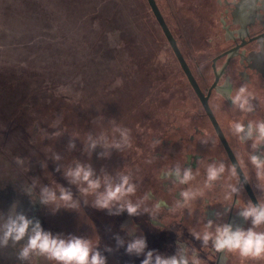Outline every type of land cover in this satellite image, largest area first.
I'll list each match as a JSON object with an SVG mask.
<instances>
[{
  "label": "rangeland",
  "instance_id": "374dc122",
  "mask_svg": "<svg viewBox=\"0 0 264 264\" xmlns=\"http://www.w3.org/2000/svg\"><path fill=\"white\" fill-rule=\"evenodd\" d=\"M231 1L156 0L206 85ZM184 76L147 0H0V264H58L21 256L37 223L54 239L89 242L91 260L106 238L91 213L109 189L122 186L115 200L136 192L171 105L182 126ZM18 216L29 229L5 243Z\"/></svg>",
  "mask_w": 264,
  "mask_h": 264
},
{
  "label": "flooded vegetation",
  "instance_id": "af4514ba",
  "mask_svg": "<svg viewBox=\"0 0 264 264\" xmlns=\"http://www.w3.org/2000/svg\"><path fill=\"white\" fill-rule=\"evenodd\" d=\"M225 4L234 12L223 28L225 34L213 41L221 49L210 62L213 82L206 85L207 76L201 72L197 76L185 58L205 95L215 84L213 61L217 59L219 79L208 103L220 133L184 74L182 126L174 122L175 105L169 109L163 131L152 137L151 163L144 170L139 165L142 181L136 192L127 195L126 191L110 201L109 207L91 213L106 237L95 254L106 258L107 264H170L173 260L176 264H264V256L245 257L239 251H217L214 246L217 230L225 227L233 233H264V223L254 225L253 217L243 215L256 207L229 155L264 208V137L260 132L264 125V0ZM241 88L245 93L234 103ZM238 125L243 131L237 130ZM210 171L217 173L215 179H209ZM129 206L136 212L130 214ZM118 233L119 243H109L107 237ZM206 234L210 236L207 243ZM138 236L143 247L130 250Z\"/></svg>",
  "mask_w": 264,
  "mask_h": 264
},
{
  "label": "clouds",
  "instance_id": "9594fccd",
  "mask_svg": "<svg viewBox=\"0 0 264 264\" xmlns=\"http://www.w3.org/2000/svg\"><path fill=\"white\" fill-rule=\"evenodd\" d=\"M244 93L245 89L241 88L239 94L233 98V102H239ZM240 106L243 108L244 104L242 103ZM237 130L243 131L242 127L239 125L237 126ZM260 132L262 137H264V125L261 126ZM253 163H256V161L253 160ZM81 174L85 181L89 180V173H82L80 169L75 172L77 177H80ZM216 176L217 173L215 171H210L209 179H215ZM90 187L96 188L98 184L90 183ZM121 191L122 186L109 189L107 195L97 202L98 206L102 208L109 207L110 201L117 199ZM129 191H131V189H129ZM50 199H54V197H50ZM61 199L68 201L70 196L62 194ZM128 212L133 214L136 212V209L129 206ZM243 215L245 218L253 217L254 225L264 223V208L259 212L253 208L243 213ZM30 223L31 221L27 220L24 216H18L15 220L10 219L7 225H5L4 242L7 243L9 238L14 241L23 239L29 229ZM32 231L33 235L29 238L27 247H25L21 253L23 258H27L32 251H38L41 254H46L49 259L57 261L58 264H104L98 254L92 255L91 260H89L91 249L89 242L85 240L75 238L68 241L58 238L54 239L49 233L43 232L39 223L35 225ZM203 239L205 243H207L210 236L206 234ZM214 246L217 251H239L242 256L258 258L264 256V233H257L252 230L247 232L237 230L233 233L230 228L225 227L217 230ZM142 247L143 243L138 241L130 246V250L132 248L140 250ZM150 258L151 254H149V259ZM145 264H148V261H145ZM170 264H176V261L173 260Z\"/></svg>",
  "mask_w": 264,
  "mask_h": 264
},
{
  "label": "water",
  "instance_id": "95a60500",
  "mask_svg": "<svg viewBox=\"0 0 264 264\" xmlns=\"http://www.w3.org/2000/svg\"><path fill=\"white\" fill-rule=\"evenodd\" d=\"M147 2H148L149 6H150V8L152 10L153 15L155 16V18L157 20L159 26L161 27V29H162V31L164 33V36L166 37V39H167V41H168V43H169V45H170L175 57L177 58L183 73L186 75V77L188 78L190 84L194 88L195 93L197 94V96L201 100V102H202V104L204 106V109L206 110L207 115L211 119V121H212L214 127L216 128L217 132L220 133V128L218 126V123H217L216 118L213 115V113H212V111L210 109L209 103H208L209 97L211 95V91H212L213 88H215V86L218 83V79H219V75L217 73L216 65H215L217 59H214V61H213L214 62L213 69L215 71V74H216L217 78H216L215 84L213 85V87H212L211 91L209 92V94L205 95L202 92V90L200 89L196 78L194 77V75H193V73H192V71H191V69H190V67H189L184 55L182 54V51L180 50V48L178 46L177 39H175L173 33L171 32V30H170V28H169V26H168V24H167V22H166V20H165V18L163 16L162 12H161V10H160L156 0H147ZM231 52L232 51H230L229 53H231ZM229 155H230L231 160H233V163L236 166V169H238V172L240 173L241 180H242V182H244L245 187H246V189H247V191H248V193H249V195H250V197L252 199L253 204L255 205L256 209L258 211H260L262 208L260 207V205H259V203H258V201H257V199H256V197L254 195V192H253L252 188L246 182V179L243 176L240 167L237 165L233 155L231 153H229Z\"/></svg>",
  "mask_w": 264,
  "mask_h": 264
},
{
  "label": "trees",
  "instance_id": "16d2710c",
  "mask_svg": "<svg viewBox=\"0 0 264 264\" xmlns=\"http://www.w3.org/2000/svg\"><path fill=\"white\" fill-rule=\"evenodd\" d=\"M183 85H185V81H184V78H183ZM185 88V87H184ZM185 92V89L183 90ZM170 108H172V105L170 106ZM119 222V221H118Z\"/></svg>",
  "mask_w": 264,
  "mask_h": 264
}]
</instances>
